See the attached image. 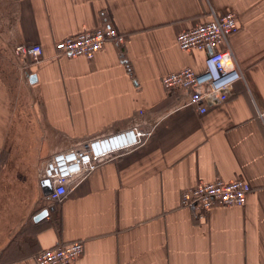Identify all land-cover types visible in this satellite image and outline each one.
Here are the masks:
<instances>
[{
	"label": "crops",
	"instance_id": "obj_1",
	"mask_svg": "<svg viewBox=\"0 0 264 264\" xmlns=\"http://www.w3.org/2000/svg\"><path fill=\"white\" fill-rule=\"evenodd\" d=\"M229 10L243 79L200 112L162 78L204 69L208 52L182 50L177 35ZM102 26L126 41L93 59L57 53L56 41ZM19 43L41 57H18ZM260 110L264 0H0V264H37L41 250L79 239L72 264H264ZM133 127L152 135L71 179L64 199L47 194L52 153ZM218 177L250 182L243 206L181 205L186 187Z\"/></svg>",
	"mask_w": 264,
	"mask_h": 264
},
{
	"label": "built area",
	"instance_id": "obj_2",
	"mask_svg": "<svg viewBox=\"0 0 264 264\" xmlns=\"http://www.w3.org/2000/svg\"><path fill=\"white\" fill-rule=\"evenodd\" d=\"M238 14L229 10L223 13L212 12V18L177 35L182 50H206L208 52L204 69L196 71L192 67L172 71L163 76L166 88L181 87L188 95L187 105L194 106L200 112L224 103L235 83L243 79L240 65L234 56L230 37L239 30ZM114 41L121 44L126 36L117 29L102 26L95 30H85L76 35L62 38L55 43L58 54L69 57L93 59L104 45ZM14 53L20 58L38 59L42 55L39 44L19 43ZM231 64L227 67L226 63ZM264 121V110L259 111ZM151 131L144 132L137 127L119 131L111 135L98 136L84 142L78 148L59 150L52 153L44 162L40 178L52 182L49 196L60 201L68 191V182L75 177H86L95 171L104 161L111 160L146 143ZM253 190L245 179L227 181L218 177L207 183L186 187L181 194V205L208 210L216 205L243 206L247 195ZM84 240H73L45 248L34 257L37 264H72L84 252Z\"/></svg>",
	"mask_w": 264,
	"mask_h": 264
},
{
	"label": "water",
	"instance_id": "obj_3",
	"mask_svg": "<svg viewBox=\"0 0 264 264\" xmlns=\"http://www.w3.org/2000/svg\"><path fill=\"white\" fill-rule=\"evenodd\" d=\"M33 78H36L35 75H32V76H31V80H32ZM48 182H49V179H48V180L46 179V180H43L42 183H43V184H46V183H48ZM51 186H52V185H50V187H51ZM51 191H52V190L50 189V190L48 191L47 194L51 193ZM40 214H41L40 216H43L44 214H47V211H43V212H41Z\"/></svg>",
	"mask_w": 264,
	"mask_h": 264
},
{
	"label": "bare ground",
	"instance_id": "obj_4",
	"mask_svg": "<svg viewBox=\"0 0 264 264\" xmlns=\"http://www.w3.org/2000/svg\"><path fill=\"white\" fill-rule=\"evenodd\" d=\"M226 64H227V65H226L227 67H229V68L231 67L230 62H229V63L227 62Z\"/></svg>",
	"mask_w": 264,
	"mask_h": 264
}]
</instances>
